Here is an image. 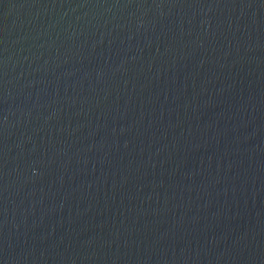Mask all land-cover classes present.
Returning <instances> with one entry per match:
<instances>
[{
    "label": "water",
    "instance_id": "obj_1",
    "mask_svg": "<svg viewBox=\"0 0 264 264\" xmlns=\"http://www.w3.org/2000/svg\"><path fill=\"white\" fill-rule=\"evenodd\" d=\"M0 264H264V0H0Z\"/></svg>",
    "mask_w": 264,
    "mask_h": 264
}]
</instances>
